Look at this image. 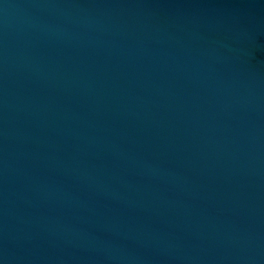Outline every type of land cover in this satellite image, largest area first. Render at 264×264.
Listing matches in <instances>:
<instances>
[{
    "label": "water",
    "instance_id": "obj_1",
    "mask_svg": "<svg viewBox=\"0 0 264 264\" xmlns=\"http://www.w3.org/2000/svg\"><path fill=\"white\" fill-rule=\"evenodd\" d=\"M0 264H264V0H0Z\"/></svg>",
    "mask_w": 264,
    "mask_h": 264
}]
</instances>
